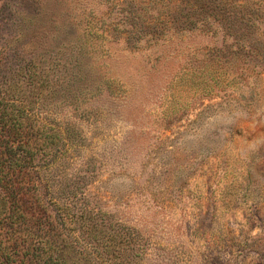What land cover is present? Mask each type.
<instances>
[{
    "label": "rangeland",
    "instance_id": "obj_1",
    "mask_svg": "<svg viewBox=\"0 0 264 264\" xmlns=\"http://www.w3.org/2000/svg\"><path fill=\"white\" fill-rule=\"evenodd\" d=\"M122 1L0 0V264H264V0L134 46Z\"/></svg>",
    "mask_w": 264,
    "mask_h": 264
},
{
    "label": "trees",
    "instance_id": "obj_2",
    "mask_svg": "<svg viewBox=\"0 0 264 264\" xmlns=\"http://www.w3.org/2000/svg\"><path fill=\"white\" fill-rule=\"evenodd\" d=\"M233 1L218 0L220 4H227L228 6L230 4L231 7H233ZM207 2L212 3L215 0H123L121 3L127 7V11L123 14L122 22L127 28H120V23H117L118 20L116 22L110 21L105 23L107 27L104 35L107 36L110 34L114 38V36L124 34L126 44L134 46V44H138L143 38L147 37L150 42L154 40L158 41L170 32L178 36L183 32L188 33L197 24L205 22L208 18L223 23L226 33L231 32V30L234 31L236 22L234 14L226 8L217 12L215 10L217 5L210 6L206 4ZM231 7L230 9H233ZM233 59H236V57L234 56ZM217 84V79L212 78V81H209L206 87H202V90L203 92H211L213 88H216L215 85ZM43 134H46L47 137L46 131H43ZM83 179L84 177H79V180ZM76 189L74 187V190ZM66 214L68 217L61 214L60 223L62 228H65L66 224L64 221L67 218L75 220L76 217L74 213L72 215H69V213ZM79 217H82L80 220L84 224L97 226L95 223L97 224L98 221L90 223L87 217H83L82 215ZM60 242V264H67L65 263L66 253L73 248L68 249L70 244L64 238L63 234H61ZM71 245L73 246V243Z\"/></svg>",
    "mask_w": 264,
    "mask_h": 264
}]
</instances>
